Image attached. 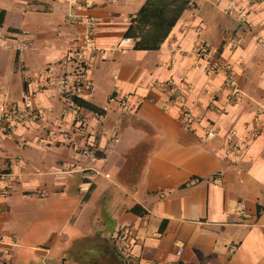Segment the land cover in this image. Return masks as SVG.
<instances>
[{
	"label": "crops",
	"instance_id": "1",
	"mask_svg": "<svg viewBox=\"0 0 264 264\" xmlns=\"http://www.w3.org/2000/svg\"><path fill=\"white\" fill-rule=\"evenodd\" d=\"M143 1L0 0V101L27 91L41 111L0 122V264H264V0L230 14V0H186L153 46L124 35ZM71 16L95 21L82 98L97 111L56 89L78 56ZM231 128L245 147L229 146ZM86 139L93 161L75 152Z\"/></svg>",
	"mask_w": 264,
	"mask_h": 264
},
{
	"label": "built area",
	"instance_id": "2",
	"mask_svg": "<svg viewBox=\"0 0 264 264\" xmlns=\"http://www.w3.org/2000/svg\"><path fill=\"white\" fill-rule=\"evenodd\" d=\"M238 9V5L236 3V0H230L228 5L225 7V12L227 14L232 13L233 11H236ZM72 21L79 22L80 23V29L75 32L74 34V41H75V47L76 51L78 52V56L76 57V60L74 62V68L73 72L74 75L72 77L71 83L68 84L67 77L63 74L61 77L58 78L56 83V89L60 93H68L72 94L78 97H83L86 91L89 89V81L88 78L85 75V67L83 65V59H84V53L86 51H91L92 46H90L91 43V35L93 32V28L95 25V21L90 16L85 17H72ZM229 40L232 41V43H235V40L232 39L231 36H229ZM8 42L4 35L0 33V47H7ZM196 53L198 56L206 59V64L209 67L218 68L221 67V64L217 62L216 60H212V54L213 52L206 47L205 45H200L196 49ZM101 54V53H100ZM53 69L52 65H48L45 70L50 71ZM225 86L229 89V93L231 95H234L236 93L235 88V82L232 77V75L226 70L225 71ZM178 87H182V83H178ZM109 99H113V97H109ZM119 104L122 107L127 108V98L124 96H120L117 98ZM41 115V111L37 108V106L33 105L30 93L24 92L23 97L19 102H5L0 101V122H4V128H8L11 124H23L27 120H34L37 117ZM193 121L192 114L186 110L183 109L182 111V124L185 128L191 129V123ZM74 125L73 129L77 130L82 126L81 118L78 116V114L75 113L74 117ZM203 133L208 136H215L217 135V131L212 129L211 127H205L203 129ZM69 131L68 130H62L60 136L62 138H68L69 137ZM229 138V146L233 145H239L240 147H245L247 145V136L246 135H239L237 134L236 130L234 128H231L228 133ZM113 140H116V138H112ZM232 139V140H231ZM96 147L95 145L89 141L85 140L82 143H79L75 146V152L79 157H85L89 161H93L97 158L96 154ZM90 169V172L92 175L99 174V171L95 168L88 167ZM0 172V176H1ZM128 236V228L127 227H121L117 234H116V240L120 243H125ZM182 250V245L179 243H176L175 245V253L178 254ZM150 264H160L159 262H152ZM167 264H170L167 263Z\"/></svg>",
	"mask_w": 264,
	"mask_h": 264
},
{
	"label": "trees",
	"instance_id": "3",
	"mask_svg": "<svg viewBox=\"0 0 264 264\" xmlns=\"http://www.w3.org/2000/svg\"><path fill=\"white\" fill-rule=\"evenodd\" d=\"M185 2L186 0H144L136 12L130 16L124 35L131 37L135 45H157L166 34L173 18ZM22 86L24 89V81ZM66 94L73 105L97 111L96 106L82 97ZM96 154L98 155L97 150ZM129 210L134 213H141L143 211L137 204L132 205Z\"/></svg>",
	"mask_w": 264,
	"mask_h": 264
}]
</instances>
